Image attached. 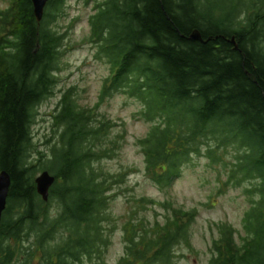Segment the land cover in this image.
<instances>
[{
    "label": "trees",
    "instance_id": "1",
    "mask_svg": "<svg viewBox=\"0 0 264 264\" xmlns=\"http://www.w3.org/2000/svg\"><path fill=\"white\" fill-rule=\"evenodd\" d=\"M4 1L0 172L7 171L12 183L0 264H106L118 227L111 192L123 175L113 178L96 164L112 157L123 136L110 140L116 124L99 116V104L80 107L69 91L56 117L64 127L61 140L32 160L37 109L53 95L66 53L65 34L53 27L66 0H51L41 23L32 0ZM89 26L87 41L111 72L100 102L122 92L142 103L140 115L153 125L138 145L146 175L161 190L181 176L192 153L206 149L216 164L224 148L234 150L227 182L248 183L250 207L239 241L232 225H217L211 264H264V0H104ZM195 30L204 42L190 39ZM43 171L56 178L47 202L35 183ZM136 203L165 214L151 221L133 216L123 225L120 264H176L178 246L193 248L198 211L171 201Z\"/></svg>",
    "mask_w": 264,
    "mask_h": 264
},
{
    "label": "rangeland",
    "instance_id": "2",
    "mask_svg": "<svg viewBox=\"0 0 264 264\" xmlns=\"http://www.w3.org/2000/svg\"><path fill=\"white\" fill-rule=\"evenodd\" d=\"M103 1L66 0L63 11L53 24L59 33L65 34L66 53L61 60L53 95L37 109L32 126L35 145L32 160L38 158L36 152L48 155L52 146L61 140L64 127L58 124L56 117L60 114L65 93L72 91L76 103L83 108L93 109L99 104V116L116 124L109 135L110 140L123 136L112 157L96 164L113 178L123 175V182L111 192L114 197L110 211L118 227L105 256L106 264H120L125 255L122 227L134 219L133 216H145L150 221L163 218L164 211L150 203L145 209L138 207L136 202L141 198L154 202L171 201L185 210L196 209L198 217L191 228L193 248L178 246L176 264H211L212 246L219 238L218 224L232 225L237 230L238 241L239 234L243 233V217L250 207L244 193L248 183L232 186L227 182L236 156L232 148H224L220 152L222 161L216 164L205 156L206 149L200 154L192 153L181 166V176L167 190H161L148 178L138 141L150 132L153 124L141 117L142 103L122 92L100 102L104 82L111 72L107 61L97 57L96 44L87 40L91 31L89 18L95 13L96 4ZM8 6V2L0 0V12ZM134 212L137 214L133 215ZM51 215L54 217L55 214L51 212Z\"/></svg>",
    "mask_w": 264,
    "mask_h": 264
},
{
    "label": "water",
    "instance_id": "3",
    "mask_svg": "<svg viewBox=\"0 0 264 264\" xmlns=\"http://www.w3.org/2000/svg\"><path fill=\"white\" fill-rule=\"evenodd\" d=\"M51 0H32L34 4L35 16L37 21L41 23L43 20L46 7ZM190 39L193 41L204 42L201 33L198 30L192 32ZM233 43L235 40L233 39ZM56 178L48 171H44L35 181L37 192L42 199L47 202L50 197V189L55 183ZM12 183V178L7 171L0 172V229L3 213L7 208V200Z\"/></svg>",
    "mask_w": 264,
    "mask_h": 264
}]
</instances>
